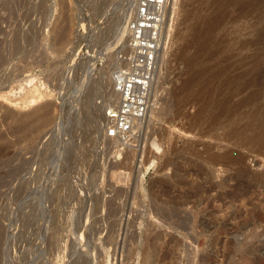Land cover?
<instances>
[{"label": "rangeland", "instance_id": "1", "mask_svg": "<svg viewBox=\"0 0 264 264\" xmlns=\"http://www.w3.org/2000/svg\"><path fill=\"white\" fill-rule=\"evenodd\" d=\"M170 5L123 143L99 122L126 0H0V264H264V0Z\"/></svg>", "mask_w": 264, "mask_h": 264}, {"label": "built area", "instance_id": "2", "mask_svg": "<svg viewBox=\"0 0 264 264\" xmlns=\"http://www.w3.org/2000/svg\"><path fill=\"white\" fill-rule=\"evenodd\" d=\"M168 5L169 0H135L125 19V44L110 73L115 98L104 111V139L130 140L147 115Z\"/></svg>", "mask_w": 264, "mask_h": 264}, {"label": "bare ground", "instance_id": "3", "mask_svg": "<svg viewBox=\"0 0 264 264\" xmlns=\"http://www.w3.org/2000/svg\"><path fill=\"white\" fill-rule=\"evenodd\" d=\"M106 1V0H105ZM171 1V0H170ZM170 1H169V5H168V7H167V11H166V17H167V14H168V11H169V9H170ZM104 2V1H103ZM107 3V2H106ZM134 5H135V0H126V7H127V9H126V12L124 13V15H123V20H121V23L119 24V27H118V38H117V40H119L121 37H123L124 35H125V27H124V22H125V19L127 18V16L133 11V9H134ZM172 8V7H171ZM166 17H165V19H166ZM163 32H164V28H163ZM162 49V48H161ZM163 50V49H162ZM161 50V51H162ZM161 51H160V53H159V57H160V54H161ZM112 58V57H111ZM110 58V59H111ZM109 60V59H108ZM115 60V59H114ZM117 64V62H115V65ZM114 66V65H113ZM92 68L90 67V65H87V68H86V78H85V83L86 82H88V80H90V79H92V80H94L95 82H96V79L94 78L93 79V77H92ZM110 73H111V71H109L108 72V75H107V85H108V90H107V103L106 104H104L103 105V108H102V110H101V114H100V120H101V123L99 122V124H101L100 126V128L102 129L103 127H104V125H105V123H106V119H105V116H104V111H105V109H106V107H108L111 103H112V101L114 100V98H115V94L113 93V90H112V88H111V76H110ZM155 76H156V73H155ZM106 78V77H105ZM104 78V79H105ZM30 79V78H29ZM32 80L33 79H30V81L32 82ZM99 80V79H98ZM93 81V82H94ZM109 81V82H108ZM155 81H156V78H155ZM154 81V82H155ZM98 82V81H97ZM82 84H83V81H82ZM86 85V84H85ZM84 85V86H85ZM98 85V84H97ZM106 86V85H105ZM20 87V86H19ZM153 87H154V83H153V86H152V89H151V93H150V100L151 99H153L152 98V95H154V91H153ZM81 88V87H80ZM79 88V89H80ZM94 88H96V87H94ZM95 90V89H94ZM11 91H12V89H9V90H6L5 91V93H3V94H1V96L3 95L4 96V98L6 97V98H8L7 97V95H8V93H9V95H10V93H11ZM19 91V90H18ZM78 91V90H77ZM153 91V92H152ZM13 92H15V91H13ZM75 92H76V90H75ZM16 93H19V92H16ZM73 93V92H72ZM80 93V92H79ZM93 93V92H92ZM89 95V94H88ZM104 95V94H103ZM17 97V96H16ZM34 97V96H33ZM32 97V98H33ZM87 97V96H86ZM2 98V97H1ZM0 98V99H1ZM35 98V97H34ZM34 98L33 99H31V101H33V102H35L34 101ZM88 99H91V98H88ZM33 104V103H32ZM73 107V106H72ZM75 107V106H74ZM151 105H150V107H149V109H148V112H147V115L146 116H149L148 114H150V111H151ZM71 109H73V108H71ZM76 112V111H75ZM26 116H28V115H26ZM46 120L43 118V117H41L40 119H37V121H35V122H32V123H29L27 126H26V132L27 133H32V132H34V131H36L40 126H42V124L45 122ZM61 124H62V122H61ZM60 124V125H61ZM57 128H58V126H57ZM58 130H59V128H58ZM61 130V129H60ZM100 131V130H99ZM152 143V145L155 147V145H156V143L154 142V141H151ZM156 148V147H155ZM154 163H155V159H150L149 160V162H148V165L146 164V166H147V168H149V167H153L154 166ZM113 170V169H112ZM116 173V172H115ZM80 236H82L81 234H80ZM76 237V236H75ZM76 243V242H75ZM77 244V243H76ZM105 251V250H104ZM107 253V252H106ZM105 253V254H106ZM107 255V254H106ZM146 255V254H145ZM147 257H149V255H146ZM145 256V257H146ZM108 257V256H107ZM147 257H146V259H147ZM147 260H149V259H147Z\"/></svg>", "mask_w": 264, "mask_h": 264}]
</instances>
